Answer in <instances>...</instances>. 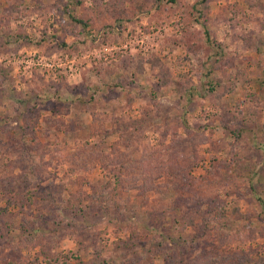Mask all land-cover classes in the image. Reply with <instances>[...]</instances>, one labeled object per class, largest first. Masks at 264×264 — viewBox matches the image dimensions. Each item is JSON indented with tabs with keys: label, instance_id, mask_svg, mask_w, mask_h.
Here are the masks:
<instances>
[{
	"label": "rangeland",
	"instance_id": "obj_1",
	"mask_svg": "<svg viewBox=\"0 0 264 264\" xmlns=\"http://www.w3.org/2000/svg\"><path fill=\"white\" fill-rule=\"evenodd\" d=\"M0 264H264V0H0Z\"/></svg>",
	"mask_w": 264,
	"mask_h": 264
},
{
	"label": "trees",
	"instance_id": "obj_2",
	"mask_svg": "<svg viewBox=\"0 0 264 264\" xmlns=\"http://www.w3.org/2000/svg\"><path fill=\"white\" fill-rule=\"evenodd\" d=\"M208 40L210 41V37L208 38ZM150 178H148V179H146V182H144V186L146 187V186H150ZM145 187L143 188V189H145ZM143 192H144V190H143ZM142 192V193H143Z\"/></svg>",
	"mask_w": 264,
	"mask_h": 264
}]
</instances>
